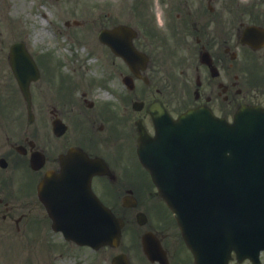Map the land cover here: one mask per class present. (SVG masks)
<instances>
[{"label":"flooded vegetation","instance_id":"flooded-vegetation-1","mask_svg":"<svg viewBox=\"0 0 264 264\" xmlns=\"http://www.w3.org/2000/svg\"><path fill=\"white\" fill-rule=\"evenodd\" d=\"M219 1L222 4L217 7H204L203 0H185L176 7L170 24L174 37H162L159 26L169 19V13L163 14L164 21L160 16L155 29H149L146 45L151 53L133 43L156 64L131 70L118 56L123 63L116 65L118 72L128 79L129 87L124 92L113 89L117 101L103 103L93 99L92 85L83 89L74 67L70 72L75 76L67 75L73 86L62 87L53 77L44 76L48 70L43 71L41 59L31 51L36 70L28 65L31 77L26 81L27 99L5 47L8 30L13 29V42L31 50L34 40L29 39L25 25L30 2L0 0V229L20 231L35 215L44 217L36 187L46 174L55 182L68 180L78 182L76 187L81 185L82 176L64 175L79 170L76 164L82 159L67 155L74 148L103 165L88 177L91 189L124 226L135 223L136 230V214L142 211L138 207L145 205L151 207L153 223L160 227L151 228L146 217L144 225H139L147 226L142 232H150L153 241L167 245L177 238L171 233H176L173 221L136 154L137 121L149 131L153 128L144 108L148 89L153 86L151 98L158 95L171 114L186 105H203L230 119L243 104L264 106V0H250L249 5L227 0L230 19L226 0ZM160 3L169 8L173 5L172 0ZM64 24L71 27L66 21ZM162 61L170 63L167 74H163ZM183 63L186 69L180 83L174 79L163 85L162 78H176ZM108 83L114 84L110 78ZM134 100L140 108H134ZM62 160L72 166L65 167ZM163 248L170 259L169 247ZM231 258L228 264H252L250 259L237 261L234 254Z\"/></svg>","mask_w":264,"mask_h":264},{"label":"water","instance_id":"water-1","mask_svg":"<svg viewBox=\"0 0 264 264\" xmlns=\"http://www.w3.org/2000/svg\"><path fill=\"white\" fill-rule=\"evenodd\" d=\"M151 113L156 135L141 131V159L177 218L195 262L205 264L219 254V243L226 252L235 248V236L250 227L252 237H260L258 249L264 247V110H241L232 124L205 109L189 110L176 120L158 105ZM47 201L55 224L67 236L91 245L117 238L116 230L110 235L115 219L98 201L95 209L104 218L98 216L92 224L80 222V212L77 219L58 216L81 203ZM84 202L90 205L88 199Z\"/></svg>","mask_w":264,"mask_h":264},{"label":"rangeland","instance_id":"rangeland-1","mask_svg":"<svg viewBox=\"0 0 264 264\" xmlns=\"http://www.w3.org/2000/svg\"><path fill=\"white\" fill-rule=\"evenodd\" d=\"M40 0H35L32 4L35 14L32 20V26L29 29L32 31L34 37L39 40L37 43H49L51 47L58 48L54 52L57 58L67 59L69 54L64 48L58 47L62 43V38L65 39V46L68 45L69 39H73V32H67L64 28L62 21L68 16H76L80 19L85 20V25L82 29L93 23V31L84 34L82 42L91 50L92 54H96L100 51L97 40L95 39V33L97 27L100 25V20L107 22L108 19L104 18V14L98 17L97 22L93 20L94 16L99 15L100 12L111 11V13L119 15L124 14V8L127 6L129 0H59L57 2H52L49 0L48 3H43L38 5ZM36 7V8H35ZM43 16L41 13H44ZM75 12V14H73ZM64 30V31H63ZM67 33L68 36H63L61 34ZM5 34V32H4ZM11 34L7 33V45L12 41L10 38ZM63 36V37H62ZM36 49V47H34ZM81 54L84 58L85 54L82 50L77 52ZM91 57H94L91 55ZM88 61H91L89 59ZM67 62V60H66ZM98 91L102 94L103 89L99 88ZM33 220V219H31ZM153 219L152 221H154ZM149 221L151 228L157 229L160 226L158 224ZM31 226L29 225L28 229ZM48 232L44 235L39 233L32 236L30 231L25 232L24 230L15 232L14 230L6 229L2 227L0 229V264H110L111 254L118 249L109 250V248H101L100 250L94 251L93 248L89 249L84 246H77L76 244L68 245L69 243L61 242L60 247H57V242L54 241L53 237H48ZM175 234L174 232H171ZM176 235V234H175ZM45 236V237H41ZM177 236V235H176ZM182 242H180L179 237L173 239L168 246L172 253L179 251ZM120 248L129 249L128 245L122 244ZM63 251V252H60ZM67 252V253H66ZM131 264H144L143 260H134L136 258L135 252L131 249ZM180 258V257H179ZM178 261V260H176ZM264 261V255H263Z\"/></svg>","mask_w":264,"mask_h":264}]
</instances>
